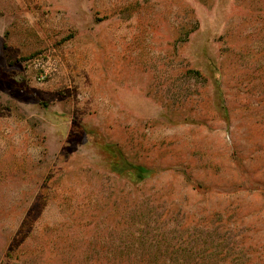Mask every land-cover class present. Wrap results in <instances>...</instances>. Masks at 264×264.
<instances>
[{
  "label": "rangeland",
  "instance_id": "1",
  "mask_svg": "<svg viewBox=\"0 0 264 264\" xmlns=\"http://www.w3.org/2000/svg\"><path fill=\"white\" fill-rule=\"evenodd\" d=\"M0 264H264V0H0Z\"/></svg>",
  "mask_w": 264,
  "mask_h": 264
},
{
  "label": "trees",
  "instance_id": "2",
  "mask_svg": "<svg viewBox=\"0 0 264 264\" xmlns=\"http://www.w3.org/2000/svg\"><path fill=\"white\" fill-rule=\"evenodd\" d=\"M134 170H135V174H136V177L139 179V180H142L143 178H145L146 176H147V174H148V171L145 169V168H143V167H141V166H137V167H135L134 168Z\"/></svg>",
  "mask_w": 264,
  "mask_h": 264
}]
</instances>
